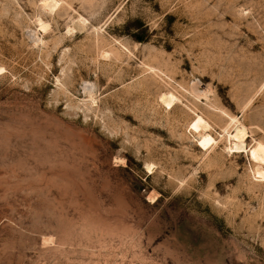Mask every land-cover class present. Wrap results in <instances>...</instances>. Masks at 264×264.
<instances>
[{
  "label": "rangeland",
  "instance_id": "rangeland-1",
  "mask_svg": "<svg viewBox=\"0 0 264 264\" xmlns=\"http://www.w3.org/2000/svg\"><path fill=\"white\" fill-rule=\"evenodd\" d=\"M47 2L0 0V264H264V0Z\"/></svg>",
  "mask_w": 264,
  "mask_h": 264
},
{
  "label": "bare ground",
  "instance_id": "bare-ground-1",
  "mask_svg": "<svg viewBox=\"0 0 264 264\" xmlns=\"http://www.w3.org/2000/svg\"><path fill=\"white\" fill-rule=\"evenodd\" d=\"M47 6L50 8L54 7L57 5V0H48L46 3ZM175 100V96L172 94H169L167 97H165L164 102L167 105H172V103ZM170 107V106H169ZM205 121V120H203ZM203 121L201 119V116L197 118L193 123L192 127L195 129H198V127L202 126ZM233 122V127L230 131L227 132L228 137L232 140V148L240 151V150H245V138L247 137V134L245 131L246 129L242 126V124L239 121H236L234 119H231ZM205 123V122H204ZM207 126V125H206ZM205 127V126H203ZM202 136V137H201ZM200 140H199V145L207 146L210 144L214 139L210 134H204L201 135ZM249 155L250 158L255 161L256 163H262L264 164V143L256 142V145L251 147L249 150ZM262 169V168H260ZM259 168L255 171L256 176L264 179V170H260Z\"/></svg>",
  "mask_w": 264,
  "mask_h": 264
}]
</instances>
